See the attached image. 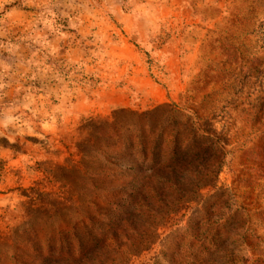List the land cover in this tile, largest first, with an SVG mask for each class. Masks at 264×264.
Segmentation results:
<instances>
[{
  "label": "rangeland",
  "instance_id": "rangeland-1",
  "mask_svg": "<svg viewBox=\"0 0 264 264\" xmlns=\"http://www.w3.org/2000/svg\"><path fill=\"white\" fill-rule=\"evenodd\" d=\"M0 264H264V0H0Z\"/></svg>",
  "mask_w": 264,
  "mask_h": 264
}]
</instances>
